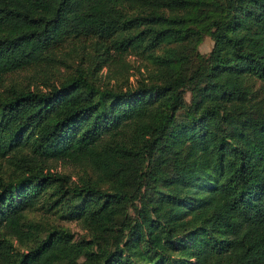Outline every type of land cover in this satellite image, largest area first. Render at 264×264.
Masks as SVG:
<instances>
[{
    "label": "trees",
    "instance_id": "trees-1",
    "mask_svg": "<svg viewBox=\"0 0 264 264\" xmlns=\"http://www.w3.org/2000/svg\"><path fill=\"white\" fill-rule=\"evenodd\" d=\"M202 33L209 53H184ZM87 40L151 66L122 89L94 75L98 55L0 91V264H264V105L247 83L264 86V0H0V85ZM41 196L86 236L22 222Z\"/></svg>",
    "mask_w": 264,
    "mask_h": 264
},
{
    "label": "rangeland",
    "instance_id": "rangeland-1",
    "mask_svg": "<svg viewBox=\"0 0 264 264\" xmlns=\"http://www.w3.org/2000/svg\"><path fill=\"white\" fill-rule=\"evenodd\" d=\"M198 37V39L192 40L191 43L187 45V50L184 51V53H186L190 47H193L194 51L201 57L209 53L213 45V38L207 33H202ZM59 52H62L59 58L63 61L54 63L51 70H49L46 75L35 72L32 68L16 71L6 76L5 82L3 85H0V91L10 83H15L21 87L31 86V88L35 86L45 88L46 84L44 83L49 82L59 83V81L72 71L76 64L81 63L86 65V67L87 65L92 66L94 58L98 55L101 57L106 56L108 62H104L100 68L96 66V70H93L94 75L98 76L99 82L103 85H113L122 89L135 86L147 73V67L151 66V62L146 56L147 54L143 53L142 49H130L123 54L122 60H119L117 57L113 56L112 52H110V54L109 52H104L89 40L86 41L84 47H77L75 49L72 43L66 42L65 46L62 50H59L58 53ZM247 83L251 93V103L264 105V86L261 81L256 77L250 76ZM184 98L189 102L190 92L188 90L184 91ZM181 116L182 115H179L178 117ZM52 169L67 173L74 180L77 179L79 173V169L76 166L61 161L57 162ZM208 193L209 189H201L196 199L202 201L206 198ZM45 195H47V193ZM49 204V202L44 200V197H39L31 207L22 211V222L33 220L45 227H50L51 225L57 226L58 228L62 227L72 234L74 240L86 236L87 229L83 218H71L68 214H65L64 211H66V209H59ZM16 246L20 248V250L25 251L23 245L16 244ZM133 260L139 264L145 262L142 253L137 250L133 255Z\"/></svg>",
    "mask_w": 264,
    "mask_h": 264
}]
</instances>
